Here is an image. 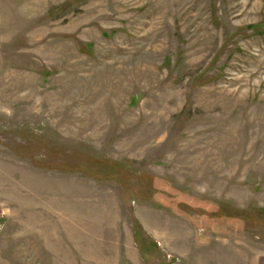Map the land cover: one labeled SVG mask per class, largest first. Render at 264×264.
I'll return each mask as SVG.
<instances>
[{
  "label": "rangeland",
  "instance_id": "1",
  "mask_svg": "<svg viewBox=\"0 0 264 264\" xmlns=\"http://www.w3.org/2000/svg\"><path fill=\"white\" fill-rule=\"evenodd\" d=\"M0 264H264V0H0Z\"/></svg>",
  "mask_w": 264,
  "mask_h": 264
}]
</instances>
